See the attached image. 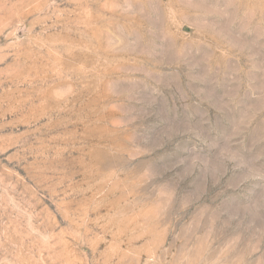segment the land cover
<instances>
[{"label": "rangeland", "instance_id": "374dc122", "mask_svg": "<svg viewBox=\"0 0 264 264\" xmlns=\"http://www.w3.org/2000/svg\"><path fill=\"white\" fill-rule=\"evenodd\" d=\"M0 264H264V0H0Z\"/></svg>", "mask_w": 264, "mask_h": 264}]
</instances>
